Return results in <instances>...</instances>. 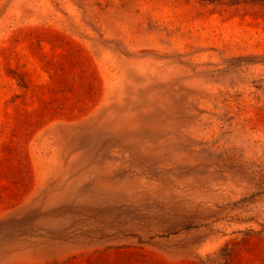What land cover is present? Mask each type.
Masks as SVG:
<instances>
[{"label": "rangeland", "instance_id": "1", "mask_svg": "<svg viewBox=\"0 0 264 264\" xmlns=\"http://www.w3.org/2000/svg\"><path fill=\"white\" fill-rule=\"evenodd\" d=\"M0 264H264V0H0Z\"/></svg>", "mask_w": 264, "mask_h": 264}]
</instances>
